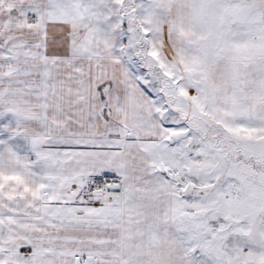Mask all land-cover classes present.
I'll use <instances>...</instances> for the list:
<instances>
[{"label":"snow or ice","instance_id":"1","mask_svg":"<svg viewBox=\"0 0 264 264\" xmlns=\"http://www.w3.org/2000/svg\"><path fill=\"white\" fill-rule=\"evenodd\" d=\"M0 264H264V0H0Z\"/></svg>","mask_w":264,"mask_h":264}]
</instances>
